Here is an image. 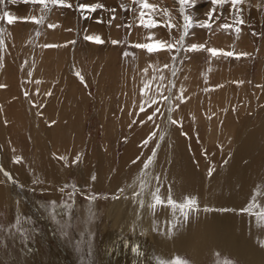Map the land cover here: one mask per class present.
<instances>
[{
  "label": "bare ground",
  "instance_id": "obj_1",
  "mask_svg": "<svg viewBox=\"0 0 264 264\" xmlns=\"http://www.w3.org/2000/svg\"><path fill=\"white\" fill-rule=\"evenodd\" d=\"M58 43L0 44V85L5 86L0 87V167L10 174L6 178L0 173V209L13 195L9 188H30L39 200L55 204L68 198L69 183L78 192L74 194L78 211L75 217L71 214L77 221H66L76 226V235L71 233L67 246L59 242L51 246L45 264H134V247L145 256L142 264H161L157 258L166 264L177 258L190 264H264V164L260 156L264 149V121L233 129L238 131L234 134L229 121L223 120L224 131L217 134L213 128L206 129L208 139L203 146L190 131H179L176 124L167 121L174 106L171 99L165 100L158 116L149 121L155 109L151 107L140 114L139 101L129 107L133 93L128 90L120 120L119 116L111 119L101 115L96 134L91 137L85 131L89 94L77 82V48ZM23 59L30 62L31 70L34 65V76H47L46 72L56 75L54 88L43 86L38 97L27 85L19 91L18 82H14L19 80V74L26 76L25 69L19 66ZM171 86L169 83L168 89ZM98 113L95 108L90 116L100 117ZM151 133L156 135L150 138ZM145 139H149L147 145L143 143ZM121 143L124 146L118 155ZM153 149L154 162L144 169ZM61 156L67 159L61 160ZM17 157L19 163L15 162ZM222 160L225 165L212 170V163L215 166ZM145 172L149 179L159 176V181L151 180L149 189L159 187L165 200L164 205L156 206L154 214L147 204L141 207L138 202L141 198L149 201L147 194L134 197L141 191L139 182ZM36 180L39 183H34ZM93 194L98 195L97 201H91ZM168 195L178 204L194 196L199 210L189 211L184 219L179 207L166 205ZM58 212L62 216L63 208ZM35 215L48 234V224L38 211ZM173 220L177 222L175 229L171 228ZM109 234L113 235L111 240ZM80 242L83 251L77 250ZM21 255L10 246L5 251L0 248V264H23Z\"/></svg>",
  "mask_w": 264,
  "mask_h": 264
},
{
  "label": "rangeland",
  "instance_id": "obj_2",
  "mask_svg": "<svg viewBox=\"0 0 264 264\" xmlns=\"http://www.w3.org/2000/svg\"><path fill=\"white\" fill-rule=\"evenodd\" d=\"M65 3L71 4L72 7L59 4L53 5L50 0L46 7L40 3L34 4L32 0H15V2L3 0V3L0 4V16H3V13L7 11L17 19L13 24H8L6 19H0V30H2L0 31V41L13 46L20 43L30 45L34 43L33 45H35L39 42L48 43L54 40L59 41L58 44L63 43L66 47L76 46L79 58L77 73L79 78L77 82L89 94L86 110L89 116L87 117L85 131L91 137L94 133L96 134L101 115L106 114L111 119L119 116L118 120H120L128 90L133 93L131 99L133 102L130 101L129 105L132 108V104L135 102L139 101L140 104H144L146 96L155 95L157 97L158 103H145L146 105L143 106L145 110L151 109V107L153 110L156 107L162 110L166 105L164 97L169 94L171 96V106L174 105L171 108L172 115H170L178 121L174 126L177 129L180 128L179 131H181V128L190 131L192 138L194 140L199 138L198 140L202 141L203 146L207 144V133L209 132L207 130L212 131L211 128L214 132L225 130L223 120H225V123L229 121V126L232 127L234 134L238 131L233 129L246 128L248 124L253 126L264 121V0H243L238 6V13H235L231 4L226 3L222 10L217 9L211 21L206 15L213 7L211 0H196L192 7H186L185 9L184 14L193 17V26L186 30L183 43L178 45L179 51L177 52L176 49L171 52L160 50L151 54L145 49L135 48L134 45L136 43H154L158 40L169 41L170 38L178 40L182 31H184L182 27L184 20L179 11L180 4L177 0H147V3L155 6V8L152 10L142 9L144 13L143 20H155L157 26L152 28L143 26V23H141V9L133 0H65ZM81 3L86 5L102 4L104 7L91 11L80 9L79 4ZM122 5H127V9ZM159 8L169 10L171 24L175 25V27H172L171 32H169V28L165 23L167 17L158 12ZM110 9L115 11L111 12ZM220 11H223V15L216 19L215 17L220 15ZM42 16L44 17L42 23L33 22V17L40 20ZM238 19H242L244 22L240 24ZM196 21H208L212 25L211 30L196 26ZM225 23L231 27L228 29L221 28L220 25ZM49 25H54V27H49ZM117 25H120V27H117ZM237 27L239 28V38H237L235 31ZM85 36L99 37L102 42L97 43L94 40H86ZM112 41H119V43L113 44ZM191 44H203L205 49L214 47L225 52L233 51L237 54L247 53L248 55H242L240 58L235 56L213 57L206 50L186 51L185 48ZM173 56L176 57L175 60H173ZM23 61L21 62L23 64L19 66L21 67L20 70L25 69L26 76L19 74V80L14 82H18L19 91H22V88L27 85L28 90L34 91L33 95L35 94L38 97V93L43 86H47L46 89L54 88L52 85L57 82L56 75L46 72L47 76L45 74L34 76L31 74L34 65H32L31 70L30 62L26 59H23ZM20 70L19 73L23 71ZM174 70L175 75H173ZM169 83H172L170 89H168ZM145 84H148L147 88H145ZM158 86L161 87L162 95L157 92ZM233 87L236 89H233ZM181 88L184 89L183 100H177V97L181 95ZM217 91L222 94H217ZM135 93L137 94L135 95ZM215 93L219 96H215ZM28 94L29 98H32L30 93ZM221 100L222 105L220 104ZM95 108L98 109L100 117L90 116ZM183 117L186 118L185 121ZM200 118L203 120L200 121ZM215 133L212 134L216 136ZM121 146H124V143H121L118 155L123 148ZM261 151V163L264 164V149L262 148ZM226 157L228 156L226 155ZM224 165V160H222L220 164L215 166L212 163L211 168L214 167L212 170L218 171L217 168H222ZM9 189H11L10 193L13 194L9 198L12 201L8 199L7 206L5 205L4 208L0 209V224L11 225L18 216L30 218L27 227L31 229V236L27 239H21L19 236L15 238L4 236V246L0 248L5 251L10 246L13 250H17L18 254H22L20 259H22L23 264H45L48 261V252L51 246H56L55 243L58 242L67 246L66 243H68L67 240L70 241L71 233L76 235V226H71L66 221L68 219H73L74 222L77 221L71 216L72 214L75 217L78 211L75 210L78 200H76V196L74 197V194L78 193L77 188L74 184L69 183L66 190L72 196L69 195L68 198H64L56 204L55 202L39 200L30 188ZM92 196L96 198L92 200ZM92 196H90L91 201H97L98 195L93 194ZM34 200H37L40 206ZM20 203L21 205H19ZM61 207L64 212L62 216L58 212ZM33 211L35 214L38 211V214H41L48 224L50 228L48 234L45 235L46 228L40 223L39 216L35 215ZM61 225H67L65 231L69 237L62 234ZM108 236L110 240L113 237L111 234ZM116 242L118 243V239ZM114 245L116 244L114 243ZM74 251L76 253L77 250ZM133 257L134 264H142L141 260L145 258L144 255L139 254H134Z\"/></svg>",
  "mask_w": 264,
  "mask_h": 264
},
{
  "label": "snow or ice",
  "instance_id": "obj_3",
  "mask_svg": "<svg viewBox=\"0 0 264 264\" xmlns=\"http://www.w3.org/2000/svg\"><path fill=\"white\" fill-rule=\"evenodd\" d=\"M12 2H15V0H12ZM49 2V0H32V3H40L45 5V7L47 6V3ZM50 2L53 5H62V6H67V7H72L71 4L65 3V0H50ZM134 3L138 4V6L141 9V23H143V26L145 28H152V27H156L157 26V22L155 20L149 19L147 21L143 20V16L144 13L142 11V9H149L152 10L155 8V6L150 5L147 3V0H133ZM177 2L180 4V13L183 17L184 20V24H183V29L184 31H182L181 36L178 40H174L172 38L169 39V41H164V40H158L154 43H136L134 45L135 48L137 49H145L148 53H154L160 50H168V51H172L173 49H176L177 52L179 51L178 45L183 43V39L184 36L186 35V30L193 26V17L191 15L188 14H184L185 13V9L186 7L190 8L192 7L196 0H177ZM243 0H211V4H212V8L206 13V15L209 18V21H211L213 19V15L217 12V9H223L224 5L226 3L231 4L232 8L234 9L235 13L239 12V4L242 3ZM3 3V0H0V4ZM104 5L102 4H93V5H86V4H79V8L80 9H89L91 11H95L97 8H103ZM122 7H124L125 9H127V5H122ZM109 11L114 12V9H110ZM158 12L162 13L164 16L167 17L166 20V26L169 28V32H171L172 27H175V25L171 24V15L169 13V10L167 8H159ZM223 15V11H220V15L216 16V19H219L220 16ZM115 18V17H113ZM235 18V17H234ZM0 19H6L8 24H13L16 21V17L12 16L9 12L5 11L3 13V16H0ZM44 17L42 16L40 18V20H36L35 17H33V22L35 23H42L43 22ZM244 21L242 19H238V23L242 24ZM110 23V21H109ZM196 26L199 27H204L207 28L209 30H211V23H209L208 21H196L195 22ZM49 27H54V25H49ZM117 27H120V25H117ZM130 27V26H129ZM221 28L223 29H228L229 27H231L229 24L225 23L220 25ZM2 31V30H0ZM236 33H237V38H239V28L237 27L235 29ZM86 40H94L97 43L102 42L99 37H91V36H85ZM149 39H151V37H149ZM113 44H117L119 43V41H112ZM0 44H2V41H0ZM55 45H45V47H54ZM186 51H200V50H206L208 51L213 57H219V56H224V57H232L235 56L236 58H240V56H246L248 55L247 53H240L237 54L233 51H223V50H218L214 47H208L205 49V45L203 44H191L189 46H187L185 48ZM125 55H127V53H125ZM173 60L176 59L175 56L172 57ZM165 67H167V65H165ZM146 71V70H145ZM175 70L173 71V75H175ZM79 75V74H78ZM161 79H163V77H161ZM175 85L173 84V87ZM0 87H5L4 85H0ZM148 87V84H145V88ZM181 95L179 97H177V100H183V92L184 89L181 88ZM143 92V90H142ZM157 92L161 93L162 95V90L161 87L158 86L157 87ZM50 95V93H49ZM165 100H169L171 99V96H166L164 97ZM144 103L146 104H157V97L155 95L152 96H146ZM179 105L177 104V107ZM145 109L143 107V104L140 106V111L143 112ZM160 112V108L156 107L153 114L148 116V120L152 121L155 114ZM167 121L173 125L177 124L178 121L173 119L171 115L167 116ZM143 123V122H141ZM156 134L155 133H151L150 134V138L154 137ZM186 135V133H185ZM149 142V139H145V141L143 142L144 145H147ZM156 155V151L155 149H153V154L152 156L148 157V159L145 161L144 163V169H148L150 165L153 164V157ZM61 160L67 159V157L61 156L60 157ZM76 160H79V157L76 158ZM16 163L20 162V157H17L15 160ZM135 162V161H134ZM0 173H3L6 177L10 176L9 173H7L2 167H0ZM149 177V173L145 172L144 176L141 177L140 182H139V186L141 191L138 193H134V197H143L145 194H147L148 197H150L149 201H145L144 199H139L138 202L140 204L141 207H144L145 204H147V206L153 210V214H154V210L156 208L157 205H164L165 204V200L162 197V194L160 192V188L159 187H155L154 189H149V185L151 184V180H156L159 181V176H153L151 177V179L148 178ZM92 179H95V177H92ZM34 183H39V180L34 181ZM123 191V190H121ZM70 196L72 195L71 193L69 194ZM96 197L92 196L91 199L94 200ZM184 199V203H180L178 204L176 200H174L172 198V195H168L167 199H166V205L167 206H171L173 209H176L177 207L180 208L184 219L188 218V214L189 211L195 212L199 210L198 207V201L196 197H185ZM207 210V209H205ZM90 215H94L93 213H91L90 210ZM30 223V218L27 217H16L15 222L11 225L5 226L3 224H0V247L4 246V240L3 237L4 236H8L9 238H15L17 236H19L21 239H27L30 238L31 236V229L29 227H27V225ZM177 227V222L175 220H173L171 222V228L175 229ZM67 228V225H61V232L63 235H68V233L65 231V229ZM83 242H80L77 244V250L78 251H83L81 244ZM132 251L134 253H137L139 255H143L142 252L139 251L138 248L134 247L132 249ZM158 260L161 261V264H166V262L162 261L161 258H157ZM172 264H190V262L183 260L181 258H177L175 259ZM224 264H234V262H230V261H225Z\"/></svg>",
  "mask_w": 264,
  "mask_h": 264
}]
</instances>
